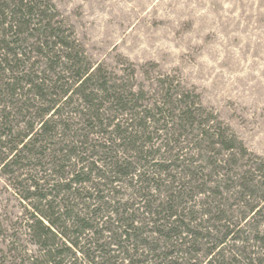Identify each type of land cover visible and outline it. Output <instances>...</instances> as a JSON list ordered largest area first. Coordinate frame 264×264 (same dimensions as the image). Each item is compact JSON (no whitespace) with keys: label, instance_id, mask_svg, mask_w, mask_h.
Returning a JSON list of instances; mask_svg holds the SVG:
<instances>
[{"label":"rangeland","instance_id":"obj_1","mask_svg":"<svg viewBox=\"0 0 264 264\" xmlns=\"http://www.w3.org/2000/svg\"><path fill=\"white\" fill-rule=\"evenodd\" d=\"M51 1L55 11L49 12L54 14L61 36L73 43L80 57H86L94 67L99 66L110 80L135 90L141 96V104L163 106L167 94L175 100L181 93L187 105L196 109V122L210 120L200 127L232 133L246 147L244 150L237 142L235 149L226 150L217 144L200 142L201 136L195 137L199 125L189 124L188 132L193 133L187 134L186 139L191 141L176 136L169 147L167 144L169 152L162 148L161 154L168 157L170 176L160 175L163 186L167 187H162L154 197L162 200L163 189H168L170 180L176 177V189L182 185L188 189L182 204L186 207L185 219L191 227H197L201 236L197 250L188 251L184 259L176 256L172 259L184 264H245L247 258H252L255 264H264V245L257 241V234L264 227V199H261L264 194V0ZM26 56L30 60L20 70L25 66L30 68L31 64L34 69L43 66L36 51L31 50ZM5 76L0 75L2 81ZM9 97V94L0 95V109ZM17 98L20 96L16 95ZM8 105L7 125L15 132L20 131V136L28 132V121L40 127L36 112L24 117L22 113L26 111L18 113ZM181 106L175 111L176 116ZM68 108L62 118L67 120L66 129L83 128L80 117ZM2 113L4 118L0 122L4 123L6 113ZM3 123H0L2 130L6 127ZM155 126L161 127L152 125L150 129L154 131ZM64 132L60 130L57 139ZM160 134L162 131L149 135L155 144L153 149L163 140L157 138ZM91 137L96 138V133ZM181 147L184 156L178 160L176 153ZM8 150L6 143L0 146V264H44L45 253L28 227L34 200L25 198L30 184L25 179L29 172L37 174L42 183L49 175L28 168L32 164L24 166L16 161L3 167L2 158L7 157ZM183 159L187 160L182 162ZM49 161L50 158L43 159L44 168L51 167ZM198 166L201 172L196 177L188 175L186 169ZM123 183L114 185L122 196L136 202L131 189ZM242 184H248L249 189L244 191ZM141 212L137 213L139 217L147 216ZM145 221H148L146 217ZM227 226L232 232L223 238L229 230ZM148 228L145 234L155 237ZM104 233L102 241H110L108 232ZM186 241L189 243L177 247L188 248L191 237ZM80 242L83 245L86 238ZM212 246L215 247L210 251ZM121 257L120 254L119 262H129ZM73 260L68 258L65 262ZM76 262L90 261L77 252Z\"/></svg>","mask_w":264,"mask_h":264},{"label":"trees","instance_id":"obj_2","mask_svg":"<svg viewBox=\"0 0 264 264\" xmlns=\"http://www.w3.org/2000/svg\"><path fill=\"white\" fill-rule=\"evenodd\" d=\"M53 10L51 0H0V75H6L3 81L0 77V95L9 94L10 100L4 102L18 113L26 111L22 113L24 117L36 112L35 118L40 120L39 128L28 121V132L20 136V131L7 125L9 115L4 104L0 118L5 112L6 122L0 123L6 127L0 128V146L6 143L9 150L2 164H32L28 168L49 175L42 183L37 174L29 172L25 179L30 182L25 198L34 200L28 227L45 253L44 264H124L123 260L119 262L120 254L121 259H128L127 264H184L177 259L197 250L201 236L197 227H191L185 219L186 207L182 204L188 189H183L184 185L176 189V177L170 180L168 189H163L162 200L154 197L162 187H167L160 175L170 176L168 157H163L162 148L169 152L167 144L169 147L176 136L191 141L186 139L187 134L193 133L188 132L189 124L199 125L195 137L201 136L200 142L217 144L226 150L235 149L237 142L244 150L246 147L232 133L200 127L210 120L196 122V109L187 105L181 93L175 100L167 94L163 106L141 104V96L135 90L110 80L99 66L94 67L86 57H80L73 43L61 36L54 14L49 12ZM31 50L42 57L43 66L34 69L31 64L30 68L20 70L30 60L26 55ZM16 95L20 98L15 100ZM180 105L183 106L176 116ZM68 107L80 117L83 128L66 129L67 120L62 118ZM152 125L161 127L155 126L152 131ZM60 130L65 132L57 139ZM159 131L162 134L157 138L163 140L153 149L155 144L149 135ZM92 133L97 137L92 138ZM181 150L182 147L176 153L178 160L184 156ZM45 157L50 158V168L43 166ZM200 167L186 171L194 178L201 172ZM119 181L131 189L136 202L130 198V203L127 195L123 199L114 185ZM241 187L244 191L249 189L248 184ZM141 210L147 215V222L137 214ZM148 226L155 237L145 234ZM104 232H108L110 241H102ZM231 232H224L223 238ZM257 235V241L264 245V227ZM84 237L86 243L81 245ZM187 237L192 239L189 247H177L189 243ZM116 251L119 253L112 254ZM77 252L90 262H76ZM174 256L177 259L173 260ZM97 257L100 260H95ZM68 258H73V262H65ZM251 259L244 263L255 264Z\"/></svg>","mask_w":264,"mask_h":264}]
</instances>
